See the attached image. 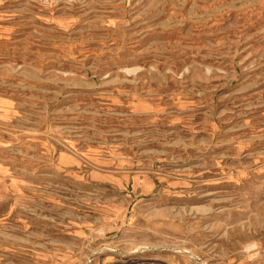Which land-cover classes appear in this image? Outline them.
<instances>
[{"label": "rangeland", "instance_id": "374dc122", "mask_svg": "<svg viewBox=\"0 0 264 264\" xmlns=\"http://www.w3.org/2000/svg\"><path fill=\"white\" fill-rule=\"evenodd\" d=\"M0 264H264V0H0Z\"/></svg>", "mask_w": 264, "mask_h": 264}]
</instances>
